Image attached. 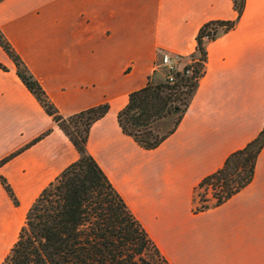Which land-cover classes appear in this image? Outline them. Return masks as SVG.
<instances>
[{
    "label": "crops",
    "instance_id": "obj_1",
    "mask_svg": "<svg viewBox=\"0 0 264 264\" xmlns=\"http://www.w3.org/2000/svg\"><path fill=\"white\" fill-rule=\"evenodd\" d=\"M232 0H4L0 30L59 113L108 104L87 150L169 264H264V148L254 180L223 205L195 212L194 189L264 130V0H246L229 32L207 45L204 76L177 130L146 151L117 120L129 95L158 81L162 56L196 52L203 25L236 20ZM0 264L27 203L79 154L0 47ZM165 71V70H164ZM32 205V203H31ZM30 208V207H29ZM20 224V225H19Z\"/></svg>",
    "mask_w": 264,
    "mask_h": 264
},
{
    "label": "trees",
    "instance_id": "obj_2",
    "mask_svg": "<svg viewBox=\"0 0 264 264\" xmlns=\"http://www.w3.org/2000/svg\"><path fill=\"white\" fill-rule=\"evenodd\" d=\"M232 3L236 20L202 26L196 52L189 57L193 63L177 74L174 84L152 81L129 95L117 120L122 132L142 149H157L177 130L204 76L207 45L232 30L244 12L246 0ZM0 47L14 63L18 78L79 154L35 199L18 240L1 264H169L87 150L90 130L108 114L109 105L64 117L1 30ZM0 68L6 70L2 64ZM189 69L192 72L187 75ZM263 148L264 130L203 178L194 191L195 212L219 207L250 185ZM2 181L10 198L16 200L9 184Z\"/></svg>",
    "mask_w": 264,
    "mask_h": 264
},
{
    "label": "rangeland",
    "instance_id": "obj_3",
    "mask_svg": "<svg viewBox=\"0 0 264 264\" xmlns=\"http://www.w3.org/2000/svg\"><path fill=\"white\" fill-rule=\"evenodd\" d=\"M4 66V65H3ZM5 67V66H4ZM6 68V67H5ZM0 70H3V69H1L0 68ZM6 70H7V68H6ZM6 70H3V71H6ZM159 75V78H158V81H162V82H165L166 81V78H165V71L164 70H160V73L158 74ZM46 133V132H45ZM45 133H43L42 135H40L39 137H37L36 139H34L30 144H28L26 147H23V148H21V149H19V150H17V151H15L14 153H12L11 155L13 156L10 160H12L13 158H15L16 156H18V155H20L22 152H24V150L25 149H27V148H29L30 146H32V145H34V144H36L38 141H40L41 139H43L45 136H44V134ZM11 155H9L8 157H10ZM7 157V158H8ZM6 159V158H5ZM10 160H8V161H6L4 164H2L0 167H2L3 165H5L7 162H9ZM0 162H2V160L0 161ZM62 173V172H61ZM60 173V174H61ZM57 178V177H56ZM2 179H4V180H6L4 177H0V182H1V184L3 183V181H2ZM202 181V180H201ZM200 181V182H201ZM6 182L8 183V181L6 180ZM199 182V183H200ZM9 186L11 187V189H12V191H13V194H14V196H15V199L16 200H12L11 198H10V196H9V194H8V197L10 198V200H11V202L13 203V205L14 206H16L17 208H19V207H21V199H20V197L18 196V193H16L15 191H14V189L12 188V186L9 184ZM2 187L4 188V186H3V184H2ZM196 188V187H195ZM4 190H5V188H4ZM6 191V190H5ZM194 191H195V189H194ZM41 193V192H40ZM39 193V194H40ZM202 193H204V190L202 191ZM39 194H38V196H39ZM37 195H36V197H35V199L38 197ZM194 196H195V193H194ZM207 197L209 198V199H211V191H209L208 193H207ZM35 199H34V201H35ZM34 201H32V202H30L29 201V203H27V209H26V213L22 216V226L25 224V222H26V216H27V213H28V210H29V207H31V203L33 204V202ZM194 201H195V197H194ZM196 204H197V201H196ZM213 209V208H212ZM210 210V209H209ZM20 225V224H19ZM22 228V227H21Z\"/></svg>",
    "mask_w": 264,
    "mask_h": 264
},
{
    "label": "built area",
    "instance_id": "obj_4",
    "mask_svg": "<svg viewBox=\"0 0 264 264\" xmlns=\"http://www.w3.org/2000/svg\"><path fill=\"white\" fill-rule=\"evenodd\" d=\"M182 61H183V59L180 56H172V55L167 54V53L162 56L161 66L165 70V78L169 84H174L177 80V78H176L177 74L180 72H183L184 68L187 65H191L193 63V61L190 58H188V61L185 65V67L181 71H179L178 65H180L182 63ZM191 72H192V70L189 69L186 71V74L190 75Z\"/></svg>",
    "mask_w": 264,
    "mask_h": 264
}]
</instances>
